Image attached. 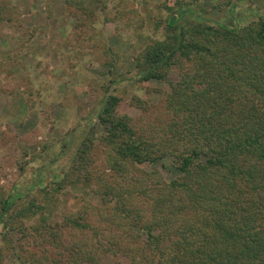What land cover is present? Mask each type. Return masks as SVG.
Masks as SVG:
<instances>
[{"label": "trees", "instance_id": "16d2710c", "mask_svg": "<svg viewBox=\"0 0 264 264\" xmlns=\"http://www.w3.org/2000/svg\"><path fill=\"white\" fill-rule=\"evenodd\" d=\"M72 1L82 10L76 37H85L108 3ZM166 6L164 36L135 57L143 82L179 69L166 119L138 125L119 95H106L97 119L107 166L88 179L102 197L64 225L48 221L44 204L0 195V224L33 239L35 250L19 244L23 264H264V18L230 27L196 19L183 0ZM84 144L76 162L91 173ZM166 155L179 176L144 169ZM38 211L41 223L28 227L22 219Z\"/></svg>", "mask_w": 264, "mask_h": 264}, {"label": "rangeland", "instance_id": "374dc122", "mask_svg": "<svg viewBox=\"0 0 264 264\" xmlns=\"http://www.w3.org/2000/svg\"><path fill=\"white\" fill-rule=\"evenodd\" d=\"M102 1L108 6L97 9L93 29L87 22L85 37L77 38L82 10L75 1L0 0V195H14L18 207L34 200L46 205L43 213L54 224L100 202L98 185L88 179L107 166L105 126L97 119L106 95H119L122 110L147 128L166 119L164 97L180 77L173 66L166 80L143 82L135 66L143 47L164 36L165 19L173 13L166 3L174 0ZM183 1L196 19L214 25L241 27L264 18V0ZM137 98L146 101L144 108ZM84 143L91 173L76 162ZM144 169L165 180L181 174L172 155ZM63 175L62 183L55 182ZM41 218L38 211L22 221L31 227ZM22 235L0 224V264H23L20 243L35 250L33 239Z\"/></svg>", "mask_w": 264, "mask_h": 264}]
</instances>
